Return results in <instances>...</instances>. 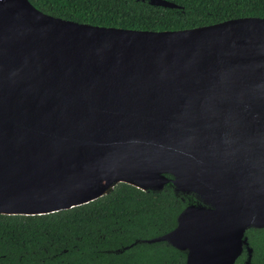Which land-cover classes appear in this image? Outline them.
Wrapping results in <instances>:
<instances>
[{"label":"water","instance_id":"95a60500","mask_svg":"<svg viewBox=\"0 0 264 264\" xmlns=\"http://www.w3.org/2000/svg\"><path fill=\"white\" fill-rule=\"evenodd\" d=\"M120 183L196 197L174 230L140 242H164L186 264H235L244 251L252 264L246 232L264 229V18L130 30L0 0V215L70 210Z\"/></svg>","mask_w":264,"mask_h":264},{"label":"trees","instance_id":"16d2710c","mask_svg":"<svg viewBox=\"0 0 264 264\" xmlns=\"http://www.w3.org/2000/svg\"><path fill=\"white\" fill-rule=\"evenodd\" d=\"M29 1L57 18L130 30L177 31L264 18V0H167L178 9L137 0ZM196 201L192 194H176L171 184L161 191H142L120 183L108 195L70 210L0 215V264H186V253L164 242L140 241L174 230L178 216ZM246 235L252 264H264V229H250Z\"/></svg>","mask_w":264,"mask_h":264},{"label":"flooded vegetation","instance_id":"af4514ba","mask_svg":"<svg viewBox=\"0 0 264 264\" xmlns=\"http://www.w3.org/2000/svg\"><path fill=\"white\" fill-rule=\"evenodd\" d=\"M186 208H187V207H186ZM186 208H185V209H186ZM243 256H246V258H245V260H243L242 264H243V263L246 261V259H247V253H246V251H244L243 254H242L239 258H242ZM239 258H238V260H239ZM238 260H237V261H238ZM237 261H236V262H237Z\"/></svg>","mask_w":264,"mask_h":264}]
</instances>
